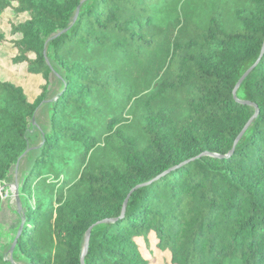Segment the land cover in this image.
I'll use <instances>...</instances> for the list:
<instances>
[{
    "label": "trees",
    "instance_id": "16d2710c",
    "mask_svg": "<svg viewBox=\"0 0 264 264\" xmlns=\"http://www.w3.org/2000/svg\"><path fill=\"white\" fill-rule=\"evenodd\" d=\"M6 13L21 18L11 65L42 81L31 101L0 79V186L16 167L22 206L0 264L20 227L17 264H80L92 226L85 264H151L153 246L169 264H264V52L233 93L264 0H0Z\"/></svg>",
    "mask_w": 264,
    "mask_h": 264
},
{
    "label": "rangeland",
    "instance_id": "374dc122",
    "mask_svg": "<svg viewBox=\"0 0 264 264\" xmlns=\"http://www.w3.org/2000/svg\"><path fill=\"white\" fill-rule=\"evenodd\" d=\"M20 19H13L7 13L0 18V29L5 30L7 33V40L0 44V79L8 80L23 86L28 98L32 101L39 92V84L42 81L41 76L24 73L23 67H14L11 65L9 59V57L15 53V50L11 48V44L9 43V39L11 37L8 33L10 28L9 22H14ZM42 117V114L38 115L39 120H42ZM19 175L20 171L15 172L14 167L12 170L11 180L4 183L3 186H0V249H5L7 247L8 238L17 224L14 214L16 204L12 192L13 187H10V183H14L15 180L18 179ZM153 240L154 239L151 235V245L153 244ZM141 251L146 254L143 246ZM151 255V264H169V257L166 252H159L154 248V246L152 247Z\"/></svg>",
    "mask_w": 264,
    "mask_h": 264
},
{
    "label": "water",
    "instance_id": "95a60500",
    "mask_svg": "<svg viewBox=\"0 0 264 264\" xmlns=\"http://www.w3.org/2000/svg\"><path fill=\"white\" fill-rule=\"evenodd\" d=\"M77 11H78V8H77ZM77 11H76V14L74 16V19L76 18L77 16ZM264 52V43H263V47H262V50H261V53H260V56L259 58L256 60L255 63H253L245 72L244 74L240 77L239 81L237 82L235 88H234V97L237 99V96H236V90L238 89L239 85L242 83V81L245 79V77L256 67V65L258 64L262 54ZM240 101V100H238ZM241 103H243L242 101H240ZM257 110L256 112L254 113V115L250 118V120L248 121V123L244 126V128L242 129V131L240 132V134L238 135V137L236 138V141L245 133L246 129L248 128L249 124L251 123V121L253 120V118L257 115ZM32 123H35V120L34 118H32ZM26 152V151H25ZM15 172L16 171V167H15ZM153 181L151 182H148V183H144V184H141V185H137L136 187H134L131 191H130V194L131 192H133L135 189H138V188H141L143 186H146V185H149L151 184ZM10 187H13V196H14V200H15V204H16V212L17 213H21L22 212V206H21V203H20V199H19V194H18V180H15L14 183H10ZM129 194V195H130ZM129 195L127 196V198L125 199V202H124V208H125V205H126V202L128 200V197ZM100 222L96 223V224H99ZM93 228L90 227L87 231H86V234H85V237H84V246H83V252L81 254V258H80V264H85V255L87 254V250H88V246H89V240H90V232H91V229ZM21 231V227L19 228L18 230V233L16 235V238L18 236V234L20 233ZM16 238L14 239V241L12 242V244L10 245L9 249H8V259L10 260V262L12 264H17L14 260H13V251H14V248L16 246Z\"/></svg>",
    "mask_w": 264,
    "mask_h": 264
}]
</instances>
